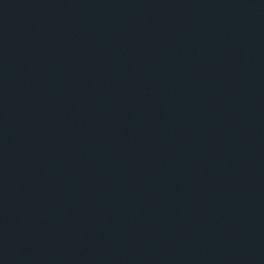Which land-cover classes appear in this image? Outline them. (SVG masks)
Here are the masks:
<instances>
[{
  "label": "water",
  "instance_id": "1",
  "mask_svg": "<svg viewBox=\"0 0 264 264\" xmlns=\"http://www.w3.org/2000/svg\"><path fill=\"white\" fill-rule=\"evenodd\" d=\"M0 264H264V0H0Z\"/></svg>",
  "mask_w": 264,
  "mask_h": 264
}]
</instances>
